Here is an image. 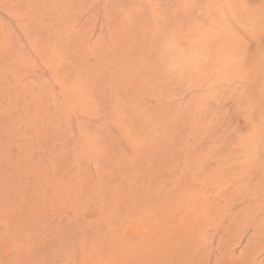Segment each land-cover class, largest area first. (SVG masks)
Here are the masks:
<instances>
[{"label":"rangeland","instance_id":"rangeland-1","mask_svg":"<svg viewBox=\"0 0 264 264\" xmlns=\"http://www.w3.org/2000/svg\"><path fill=\"white\" fill-rule=\"evenodd\" d=\"M263 167L264 0H0V264H264Z\"/></svg>","mask_w":264,"mask_h":264},{"label":"bare ground","instance_id":"bare-ground-1","mask_svg":"<svg viewBox=\"0 0 264 264\" xmlns=\"http://www.w3.org/2000/svg\"><path fill=\"white\" fill-rule=\"evenodd\" d=\"M263 169H264V167H263ZM261 177H262V176H261ZM263 177H264V175H263ZM263 177H262V181H263V179H264ZM252 178H253V177H251V179H252ZM258 179H259V177H258ZM246 180H247V179H246ZM254 180H255V179H254ZM243 181H244V180H243ZM248 181H249V180H247V182H248ZM250 181H251V180H250ZM250 181L248 182L249 184H250ZM251 182H252V181H251ZM245 183H246V182H245ZM256 183H257V182H256ZM262 183H263V182H262ZM249 184H248V185H249ZM258 184H260V183L258 182ZM251 185H252V183L250 184V186H251ZM263 185H264V184H263ZM246 186H247V185H246ZM250 186H249V187H250ZM256 186H257V185H256ZM256 186H254V184H253V188H254V187L256 188ZM259 186H260V185H259ZM261 186H262V185H261ZM253 188H252V189H253ZM259 188H260V187H258L257 190H258ZM247 189H250V188H247ZM252 189L250 190V192L252 191ZM261 189H262V187H261ZM262 190L264 191V189H262ZM245 191H246V190H245ZM248 191H249V190H248ZM255 191H256V190H254V192H255ZM259 191H260V189H259ZM254 192L252 191L251 193L254 194ZM257 192H258V191H257ZM261 192H262V191H261ZM261 192H260V193H261ZM251 193H250V194H251ZM260 193H259V194H260ZM262 193H263V192H262ZM246 194H247V191H246ZM247 195H248V194H247ZM260 195H261V194H260ZM242 196H243V195H242ZM242 196H241V197H242ZM244 196H245V195H244ZM262 196H263V195H262ZM241 197H238V198H241ZM246 197H247V196H246ZM246 197H245V198H246ZM249 197H250V196H249ZM252 197H253V196H252ZM255 197H257V196H255ZM258 197H259V196H258ZM260 198H261V197H260ZM241 199H242V198H241ZM246 199H247V198H246ZM249 199H251V198H249ZM252 199H253V198H252ZM252 199H251V200H252ZM254 199H255V198H254ZM254 199H253V200H254ZM257 199H258V198H257ZM235 200H236V199H235ZM238 200H239V199H238ZM263 200H264V198H263ZM263 200L261 201V199H260V200H257V201H258V202L260 201V203H261V202H263ZM244 201H245V200H244ZM254 201H255V200H254ZM254 201H253V202H254ZM234 202H235V201H234ZM234 202H233V203H234ZM237 202H239V201H237ZM237 202H236V203H237ZM241 202H242V201H241ZM246 202H247V201H246ZM246 202H245V203H246ZM258 202H257V205H258ZM242 203H244V202H242ZM247 203H248V202H247ZM251 203H252V202H250V204H251ZM238 204H239V203H238ZM236 205H237V204H236ZM252 205H256V203H253ZM231 207H232V205H231ZM231 207H230V208H231ZM235 207H236V206H235ZM247 207H249V206H247ZM245 208H246V207H245ZM250 208H251V206H250ZM250 208H249V209H250ZM229 210L231 211V209H229ZM229 210H228V211H229ZM237 213H238V212H237ZM263 213H264V212H263ZM250 214H251V213H250ZM233 215H234V214H233ZM251 215H252V214H251ZM235 216H237L236 213H235ZM248 216H250V215H247V217H248ZM253 216H254V215H253ZM260 216H261V214H260ZM262 216H264V215L262 214ZM239 217H240V215H239ZM239 217H238V218H239ZM244 217H245V216H244ZM244 217H243V218H244ZM256 217H257V216H256ZM236 218H237V217H235V219H236ZM261 218H264V217H261ZM233 219H234V217H233ZM238 220H239V219H238ZM238 220H237V221H238ZM243 220H245V218L242 219V221H243ZM246 220H247V219H246ZM248 220H249V219H248ZM233 221H234V220H233ZM235 222H236V221H235ZM246 222H247V221H246ZM252 222H253V221H252ZM252 222H251V223H252ZM231 223H232V222H231ZM236 223H238V222H236ZM241 223H242V222L240 221V224H241ZM248 223H249V221H248ZM253 224H254V222H253ZM231 225H233V224H231ZM243 225H244V222H243ZM249 225H250V223H249ZM249 225H248V226H249ZM262 225H264V224L257 225V226H259V228H260ZM233 226L235 227V223H234ZM239 226H240V225H239ZM239 226H237V228H238ZM241 226H242V224H241ZM241 226H240V228H241ZM245 226H246V224H245ZM251 226H252V224H251ZM255 226H256V225H254V226H252V227H255ZM231 227H232V226H231ZM237 228H236L235 230H237ZM261 228L264 229L263 226H262ZM245 229H246V228H245ZM249 229H250V227H248V230H249ZM251 229H252V228H251ZM262 229H261V230H262ZM243 230H244V229H243ZM243 230H242V232H243ZM245 231H247V229H246ZM259 231H260V230H259ZM262 231H263V230H262ZM182 232H184V231L182 230ZM239 232H240V231H239ZM242 232H241V234H242ZM180 233H181V232H180ZM182 234H183V233H182ZM184 234H185V233H184ZM241 234H240V235H241ZM180 235H181V234H180ZM238 235H239V234H238ZM183 237H184V236H183ZM183 237H182V238H183ZM187 237H188V236H187ZM232 237H233V236H232ZM245 237H246V235H245L244 237L242 236L241 238H240V237L238 238V239H239V245H240V243H242V241H243V239H244ZM179 238H181V237H179ZM228 238H229V237H228ZM247 238H248V236H247ZM263 238H264V237H263ZM263 238H262V241H263ZM185 239H186V238H184V240H185ZM191 239H192V238H191ZM236 239H237V237H236ZM238 239H237V240H238ZM187 240H188V239H187ZM196 240H197V239H196ZM190 241H191V240H190ZM223 241H224V240H223ZM225 241H226V240H225ZM235 241H236V240H235ZM258 241H259V240H258ZM180 242H181V241H180ZM180 242H178V243H180ZM196 242H198V241H196ZM227 242H228V241H227ZM263 242H264V241H263ZM263 242H262V243H263ZM191 243H192V242H191ZM193 243H194V241H193ZM233 243H234V242H233ZM236 243H237V242H236ZM221 244H222V243H221ZM221 244H220V245H221ZM224 244H226V242H225ZM182 245H183V244H182ZM186 245H187V244H186ZM189 245H190V244H189ZM192 245H193V244H192ZM233 245H234V244H233ZM239 245H238V247H239ZM257 245H258V243H257ZM261 245H262V244H261ZM178 246H179V245H178ZM193 246H195V245H193ZM222 246H224V245L222 244ZM229 246H230V245H228V247H229ZM231 246H232V245H231ZM231 246H230V247H231ZM259 246H260V243H259ZM187 247H188V246H187ZM190 247H191V246H190ZM216 247H217V246H216ZM219 247H220V246H219ZM253 247H254V245H253ZM260 247H261V249H263L264 244H263V246H260ZM222 248H224V247H222ZM226 248H227V247H226ZM232 248H233V247H232ZM179 249H180V247H179ZM181 249H182V248H181ZM259 249H260V248H259ZM261 249H260V251H262ZM194 250H195V249H194ZM197 250H198V248H197ZM222 250L226 252V249H225V250L222 249ZM236 250H237V249H236ZM253 250H254V249H253ZM253 250H252V248L250 247V249L248 250V253H249V254H245V253H244L243 255H240V260H245V262H247L246 260H247V258H249L250 254L252 253ZM180 251H181V250H180ZM180 251H179V252H180ZM232 251H233V249H232ZM263 251H264V249H263ZM195 252H196V251H195ZM201 252H202V251H201ZM228 252H230V251L228 250ZM234 252H235V251H234ZM253 252H254V251H253ZM254 253H255V252H254ZM254 253H253V254H254ZM200 254H202V253H200ZM225 254H226V253H225ZM257 254H258V253H257ZM257 254H255V255L257 256ZM259 254H260V253H259ZM261 254H264V253L261 252ZM195 255H199V254H196V253H195ZM195 255H194V256H195ZM207 255H208V254H207ZM255 255H254V257H255ZM243 256H245V257H243ZM196 257H197V256H195V259H196ZM200 257H201V255H200ZM206 257H207V256H206ZM231 257H232V258H231L230 261H232V259H233L232 254H231ZM254 257H253V258H254ZM260 257H261V255H260ZM197 258H198V261H199V260H200L199 256H198ZM195 259L193 258V260H195ZM235 259L237 260V258H235ZM207 260H208V258H207ZM233 260H234V259H233ZM248 260H249V259H248ZM255 260H256V259H255ZM230 261H229V262H230ZM229 262H227V264H229ZM237 262H238V260H237ZM239 262H240V261H239ZM249 262H250V261H249ZM233 263L235 264V262H233ZM233 263H232V264H233ZM247 263H248V262H247ZM247 263H246V264H247ZM230 264H231V263H230ZM242 264H243V263H242Z\"/></svg>","mask_w":264,"mask_h":264}]
</instances>
